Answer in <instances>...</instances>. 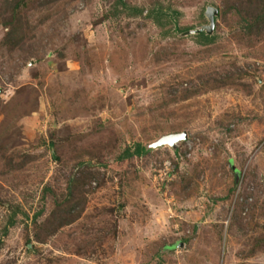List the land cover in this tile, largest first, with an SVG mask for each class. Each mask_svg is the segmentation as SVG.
Returning <instances> with one entry per match:
<instances>
[{"label":"rangeland","instance_id":"374dc122","mask_svg":"<svg viewBox=\"0 0 264 264\" xmlns=\"http://www.w3.org/2000/svg\"><path fill=\"white\" fill-rule=\"evenodd\" d=\"M53 1L0 0V264H264V0Z\"/></svg>","mask_w":264,"mask_h":264},{"label":"water","instance_id":"95a60500","mask_svg":"<svg viewBox=\"0 0 264 264\" xmlns=\"http://www.w3.org/2000/svg\"><path fill=\"white\" fill-rule=\"evenodd\" d=\"M217 14V11L211 8H208L206 10V17L208 19V25L207 26H203L200 29H198L197 31H195V33H200L202 31H206L207 34L212 33V30L214 28V16ZM186 140V134L183 133H174V134H169V135H164L162 137H160V139L155 142L152 146H170L173 147L174 145H176L178 142L180 141H184Z\"/></svg>","mask_w":264,"mask_h":264},{"label":"trees","instance_id":"16d2710c","mask_svg":"<svg viewBox=\"0 0 264 264\" xmlns=\"http://www.w3.org/2000/svg\"><path fill=\"white\" fill-rule=\"evenodd\" d=\"M57 0H54L53 2H56ZM15 30H19L17 26L11 27V29L6 33L5 35V39L6 41L9 38H13L16 36V31ZM199 36H203V37H208L207 35H205L203 32H200V34H198ZM132 150V151H131ZM143 153H145V149L144 147H142L139 143L135 144L133 149H131V147H128L126 150H124L123 154L120 155V159H128L130 157H134V156H140Z\"/></svg>","mask_w":264,"mask_h":264}]
</instances>
